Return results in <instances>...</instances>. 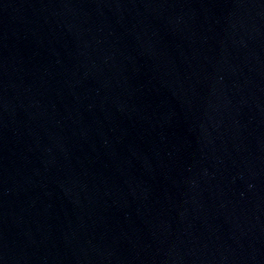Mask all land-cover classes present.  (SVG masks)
<instances>
[{
	"label": "water",
	"instance_id": "1",
	"mask_svg": "<svg viewBox=\"0 0 264 264\" xmlns=\"http://www.w3.org/2000/svg\"><path fill=\"white\" fill-rule=\"evenodd\" d=\"M0 264H264V0H0Z\"/></svg>",
	"mask_w": 264,
	"mask_h": 264
}]
</instances>
